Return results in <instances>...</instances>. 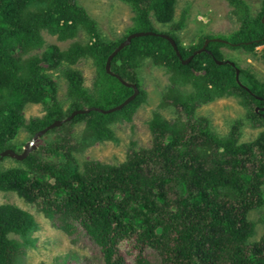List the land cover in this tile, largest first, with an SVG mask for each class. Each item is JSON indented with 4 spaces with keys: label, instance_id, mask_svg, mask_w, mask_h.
Wrapping results in <instances>:
<instances>
[{
    "label": "trees",
    "instance_id": "16d2710c",
    "mask_svg": "<svg viewBox=\"0 0 264 264\" xmlns=\"http://www.w3.org/2000/svg\"><path fill=\"white\" fill-rule=\"evenodd\" d=\"M123 1L136 10L132 32H158L152 27L151 13L164 22L174 16L176 0ZM227 1L240 20L239 29L224 37L227 42L211 41L205 51L184 64L171 42L160 34L134 38L112 59L111 70L138 85L140 92L135 99L114 112L91 109L76 115L68 122L86 118L81 139L61 135L41 146L38 154L29 153L23 159L28 171L0 168V190L15 191L35 204L69 235L81 226L100 247L103 264H128L120 252L125 240L140 250L136 264H264V233L251 242L256 223L248 218L249 211L264 202V142H240L243 122L239 119L228 134L220 135L208 118L195 115L201 104L243 92L251 95L245 105L255 117L252 124L264 126V110L256 111L257 106H264V99L256 97H264V86L236 62H217L224 60L217 51L219 45L254 50L264 44V0L254 21L245 0ZM183 23L182 19L175 28ZM97 25L78 0H0V151L15 149L10 141L20 127L35 134L54 121L46 117L26 123L22 113L26 103H44L50 112H62L51 90L50 76L41 65L42 57L23 59L24 53L44 44L43 29L60 40L75 37L81 27L90 35L86 44L74 43L67 50L53 46L46 54L53 64L64 60L76 63L85 56L95 59L99 93L96 96L86 90L78 77L70 89L75 99L91 101L88 107L107 109L133 93L132 87L106 70L108 56L124 39L108 44ZM169 35L183 58L213 37H201L200 43L186 51L175 33ZM146 58L171 71L173 82L192 87L188 93L164 95V104L177 108L180 119L154 115L149 122V149L132 147L119 166L86 160L83 171H77L73 152L96 142L117 141L110 123L118 115L130 119L144 101L146 92L140 88L136 70ZM195 65L205 72H196ZM237 67L240 81L249 89L237 81ZM79 108L86 107L73 103L70 113ZM38 227L30 211L0 204V264H16L34 243L31 234ZM10 233L18 234L21 240L10 238ZM147 248L154 250V261L145 255Z\"/></svg>",
    "mask_w": 264,
    "mask_h": 264
},
{
    "label": "rangeland",
    "instance_id": "374dc122",
    "mask_svg": "<svg viewBox=\"0 0 264 264\" xmlns=\"http://www.w3.org/2000/svg\"><path fill=\"white\" fill-rule=\"evenodd\" d=\"M78 2L97 20L101 37L108 44H115L125 39L135 28L136 10L129 2L123 0H78ZM245 2L250 7L251 19L256 20L262 10L263 0H245ZM150 19L153 29L158 32L175 33L186 51L200 43L203 36L211 35L225 39L224 37L234 33L240 26L238 15L227 0H176L174 16L170 21H160L154 13L150 14ZM182 19L184 20L183 26L175 28V24ZM42 34L44 44L24 53L23 59L26 60L34 55L42 57L41 65L50 76L51 90L55 91L54 95L62 107V112H50L44 103L28 102L22 109L26 123L36 118L66 119L75 102H81L83 107H88V102L91 103V101L75 99L70 94L71 86L78 77H81V83L86 90L96 96L99 93L97 88L100 77L99 68L92 56L82 57L76 63L64 60L58 64H53L46 58V54L53 46L67 50L74 43H88L91 38L86 30L81 27L75 37L66 40L58 39L57 35L49 33L46 29L42 30ZM217 51L224 61L236 62L260 86H264V44L256 46L254 50L219 45ZM194 69L198 73L205 72L196 65ZM136 74L140 88L146 92L144 101L132 112L130 119L118 115V118L110 123L117 141L104 140L73 152L77 171H83L86 160H100L103 163L119 166L126 160L127 153L132 147L137 150L149 149L152 146L149 122L154 115L160 114L170 120L180 119L181 114L177 108L164 104V95L171 91L188 93L192 87L173 82L171 80L173 73L150 58L144 60L137 68ZM250 99L251 95L243 92L217 97L197 107L195 115L208 118L211 128L220 135L228 134L234 121L239 119L243 122L240 142L253 140L264 142V126L252 124L255 117L245 105ZM68 121L34 140L36 148L32 152L38 154L41 146L60 138L61 135L72 134L81 139L84 135L86 118L77 119L73 123ZM33 136L34 133L22 126L10 143L15 146L14 150L22 153ZM12 167L29 170L23 160L13 155L0 158L2 170ZM8 203L30 211L39 225L38 229L31 234L34 243L27 246L25 255L19 257L16 264H103L100 247L81 226L74 234L69 235L47 218L35 204L26 202L15 191L0 190V204ZM248 218L256 223V233L250 241L259 240L264 233V202L261 206L251 209ZM9 237L21 240L20 236L15 233H10ZM120 252L128 264H136L140 250L133 245L131 240H125L120 244ZM153 252L151 248L144 251L145 255L154 261Z\"/></svg>",
    "mask_w": 264,
    "mask_h": 264
},
{
    "label": "water",
    "instance_id": "95a60500",
    "mask_svg": "<svg viewBox=\"0 0 264 264\" xmlns=\"http://www.w3.org/2000/svg\"><path fill=\"white\" fill-rule=\"evenodd\" d=\"M263 21H264V17H263ZM148 34H160L161 36L167 38L173 48L175 49L176 53L178 54L179 58L181 59V61L184 63V64H188L192 58L202 52V51H205L207 49V45L211 42V41H223V42H227V40L223 39V38H219V37H212V38H207L204 42V44L202 45V47H200L199 49L195 50L190 56H188L187 58H183L179 48H178V44L176 43L175 39L167 34V33H158L156 31H153V30H142V31H134V32H131L124 40H122L119 45L113 50V52L108 56L107 58V62H106V70L107 72L109 73H112L114 74L115 76H117L120 81L125 84L126 86H130L134 89L133 93L128 96L124 101H122L121 103L113 106V107H110V108H107V109H104V108H101V107H97V106H91V107H86V108H79V109H75L74 111H72L70 113V115L66 118V119H56L54 120L52 123L48 124L46 127H44L43 129L37 131L34 136H33V139L31 141L28 142V144L26 145V148L24 149V151L22 153H19L17 152L16 150L12 149V148H6L2 151H0V158L1 157H4V156H7V155H13L15 156L16 158L20 159V160H23L25 159L28 154L30 152H32V150H34L36 148V146L34 145V140H36L38 137H40L43 133H46L47 131H49L50 129L52 128H55L57 126H60L61 124H63L64 122L70 120V119H73L76 115L78 114H83V113H87L89 112L91 109H96V110H99L101 112H104V113H110V112H114V111H117V110H120L122 109L124 106H126L129 102H131L132 100L135 99V97L139 94L140 92V89L138 87L137 84L135 83H131V82H128L126 81L124 78H122L120 75L116 74V73H113L112 70H111V63H112V59L115 57V55L121 51L125 46L129 45L132 40L136 37H140V36H144V35H148ZM226 61H229V60H226ZM224 60H219L217 59V62L219 64L223 63V62H226ZM231 62L233 65H235V62L233 61H229ZM239 74H240V68L237 67L236 68V79L237 81L243 85L245 88L249 89V87L245 86L239 79ZM256 97L258 99H264V97L262 96H259V95H256ZM262 110H264V106L261 108ZM259 108L256 107V111H258Z\"/></svg>",
    "mask_w": 264,
    "mask_h": 264
},
{
    "label": "flooded vegetation",
    "instance_id": "af4514ba",
    "mask_svg": "<svg viewBox=\"0 0 264 264\" xmlns=\"http://www.w3.org/2000/svg\"><path fill=\"white\" fill-rule=\"evenodd\" d=\"M258 108H259V110L258 111H260V109L262 108V106H257ZM262 110V109H261Z\"/></svg>",
    "mask_w": 264,
    "mask_h": 264
}]
</instances>
